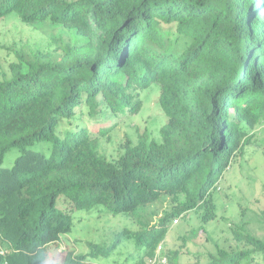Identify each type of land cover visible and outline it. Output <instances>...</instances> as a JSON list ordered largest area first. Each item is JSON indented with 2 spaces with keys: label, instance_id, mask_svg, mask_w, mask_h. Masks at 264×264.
<instances>
[{
  "label": "trees",
  "instance_id": "1",
  "mask_svg": "<svg viewBox=\"0 0 264 264\" xmlns=\"http://www.w3.org/2000/svg\"><path fill=\"white\" fill-rule=\"evenodd\" d=\"M11 14L87 42L14 50L0 77V264L115 261L122 245L135 252L125 262L148 264L176 218L216 221L217 185L264 122V0H0V20ZM154 86L160 126L102 154ZM78 216L132 227L88 254L58 252ZM245 224L208 264H264V236Z\"/></svg>",
  "mask_w": 264,
  "mask_h": 264
},
{
  "label": "rangeland",
  "instance_id": "2",
  "mask_svg": "<svg viewBox=\"0 0 264 264\" xmlns=\"http://www.w3.org/2000/svg\"><path fill=\"white\" fill-rule=\"evenodd\" d=\"M62 42L85 44L87 38L83 36L75 38L68 28L47 22L26 25L15 14L0 20V77L10 75L9 64L14 59V50L30 48L47 51L53 50ZM159 94L158 86L143 93L141 112L131 121L121 124L112 134V138L101 141L102 154L110 156L116 154V150L124 146L129 138L135 142L138 129L142 132L147 128L156 130L160 126L163 115L158 104ZM249 134L252 135L250 144L244 153H237L217 185L218 190L213 194L217 210L216 221L204 226L203 230H198L201 227V220L194 211L187 212L173 221L167 236L160 244L161 255L164 257L168 255L169 264H208V253L214 252L215 242L222 248L235 245L229 231L230 224L247 223L245 225L255 236L260 238L264 236L260 218L264 209V122L252 128ZM20 155L21 151L18 148L9 151L2 166L12 169ZM78 217L75 218V222L80 221L79 227L73 233L62 237L58 252H66L64 250L68 248L73 251L74 256L88 254L92 251L93 245L100 243L108 246L122 228L132 227L122 216L89 220L87 217ZM216 222H219L218 225ZM193 231L196 232L195 236L192 234ZM129 253H135L132 246L124 249L122 245L116 250L115 261L98 258L91 264H133V257L125 262ZM173 255L176 257L172 259Z\"/></svg>",
  "mask_w": 264,
  "mask_h": 264
},
{
  "label": "built area",
  "instance_id": "3",
  "mask_svg": "<svg viewBox=\"0 0 264 264\" xmlns=\"http://www.w3.org/2000/svg\"><path fill=\"white\" fill-rule=\"evenodd\" d=\"M161 250L162 247L159 246L157 255L153 259L149 260L148 264H168L167 259L161 255Z\"/></svg>",
  "mask_w": 264,
  "mask_h": 264
},
{
  "label": "clouds",
  "instance_id": "4",
  "mask_svg": "<svg viewBox=\"0 0 264 264\" xmlns=\"http://www.w3.org/2000/svg\"><path fill=\"white\" fill-rule=\"evenodd\" d=\"M159 248V247H158ZM157 251H158V249H157ZM156 255H157V252H156ZM164 257V256H163ZM165 258L167 259V257H166V255H165ZM167 261H168V259H167ZM168 264H169V262H168Z\"/></svg>",
  "mask_w": 264,
  "mask_h": 264
}]
</instances>
